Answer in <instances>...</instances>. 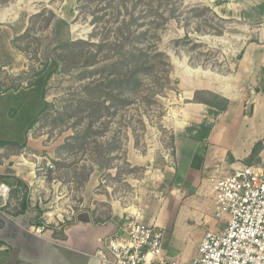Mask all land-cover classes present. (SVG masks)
I'll return each mask as SVG.
<instances>
[{
	"label": "rangeland",
	"instance_id": "1",
	"mask_svg": "<svg viewBox=\"0 0 264 264\" xmlns=\"http://www.w3.org/2000/svg\"><path fill=\"white\" fill-rule=\"evenodd\" d=\"M214 1L0 0V90L27 87L47 61L58 64L46 83L48 105L28 132L44 148L25 156L36 161L42 181L33 196L49 223L81 208L143 223L164 217L173 138L193 128L194 92L215 83L220 93L219 76L240 100L246 85L233 84L232 76L244 45L264 27L243 19L236 0ZM160 15L170 18L149 30ZM150 44L171 63L169 86L158 89L148 78L144 90L130 93L109 83L126 71L125 51ZM198 98L223 102L207 93Z\"/></svg>",
	"mask_w": 264,
	"mask_h": 264
},
{
	"label": "crops",
	"instance_id": "2",
	"mask_svg": "<svg viewBox=\"0 0 264 264\" xmlns=\"http://www.w3.org/2000/svg\"><path fill=\"white\" fill-rule=\"evenodd\" d=\"M235 4L240 5L237 10L243 19L264 24L263 2L249 6L236 0ZM255 40L244 45L232 76L233 84L246 85L243 97L238 100L218 76L220 93L212 89L215 83L203 89L227 99L226 109L214 113L215 108L190 102L193 128L186 126L173 138L169 191L160 200L164 217L146 222L163 228L162 258L166 262L191 264L203 235L218 228L207 195L210 176L241 164L264 166V140L258 155L246 162L254 144L264 137V27L257 29ZM44 100L33 86L0 90V184L10 187L8 202L1 205L0 199V264H100L99 250L104 248L99 238L121 233L128 216L112 213L101 217L92 208H81L65 220L50 222L40 234L31 231V226L44 219L41 200L33 196V186L42 180L36 178L37 184L29 187L27 179H33L36 161L25 156L28 149L40 152L39 147H44L29 136L32 127L26 128L41 114ZM200 111L197 118L195 113ZM201 124L210 129L204 132ZM35 156L37 162L44 158Z\"/></svg>",
	"mask_w": 264,
	"mask_h": 264
},
{
	"label": "built area",
	"instance_id": "3",
	"mask_svg": "<svg viewBox=\"0 0 264 264\" xmlns=\"http://www.w3.org/2000/svg\"><path fill=\"white\" fill-rule=\"evenodd\" d=\"M46 165L53 168L49 161ZM32 173L29 187L37 184ZM9 195L10 187L1 183V205ZM207 195L218 228L203 235L191 264H264V167L241 164L214 174L208 178ZM48 224L44 218L31 231L40 234ZM120 228L121 233L99 238L104 248L100 264H178L162 258V227L125 217Z\"/></svg>",
	"mask_w": 264,
	"mask_h": 264
},
{
	"label": "trees",
	"instance_id": "4",
	"mask_svg": "<svg viewBox=\"0 0 264 264\" xmlns=\"http://www.w3.org/2000/svg\"><path fill=\"white\" fill-rule=\"evenodd\" d=\"M225 2V0H215V5H222ZM152 8V6L148 5ZM170 10V9H169ZM171 13L173 9L170 10ZM170 17H164V16H157V18H154L152 20V25L149 30H156L160 29L161 26H164L165 23L169 20ZM158 19V20H156ZM146 32V31H145ZM146 34V33H144ZM184 40H189L190 36L188 32H186L183 36ZM255 41V40H254ZM122 63L120 64L122 67L126 69L124 74H122L121 78L118 79H112L109 81V83H114L116 86H121L125 91L127 92H139L144 90V85L146 79H152V83L155 87L165 88L166 86H169V83L171 81L170 78V72H171V63L169 62V59L167 55L160 51L156 44H150L147 47L138 48L136 46H132V48L128 49L124 52V56L122 58ZM119 61H114L111 64L112 68H115L116 66H119ZM58 64L55 60L47 61L41 70H39L35 74V80L32 84L28 86L36 87L40 90V95L44 98L45 97V89H46V83L49 80V78L52 76L53 73L57 70ZM159 69V70H158ZM174 83L178 84V80H173ZM27 86V87H28ZM256 91H259L258 88H255ZM199 93H207L213 96L215 99H221L223 102H214L207 99L198 98ZM194 102H201L209 107L215 108L216 110L214 113L221 112L226 109L227 107V99L213 93L209 90H196L194 92L193 97ZM124 102H128V100H124ZM48 105V102L44 100V108L42 109V112L46 109ZM41 112V113H42ZM37 117H35L27 126L26 131L30 129L35 122L37 121ZM200 129L206 132L210 128H207L204 126V124L200 125ZM263 140L264 137L260 140H258L251 151L250 156L246 160V162H251L259 153V151L263 147ZM26 144H23L22 147H25Z\"/></svg>",
	"mask_w": 264,
	"mask_h": 264
},
{
	"label": "bare ground",
	"instance_id": "5",
	"mask_svg": "<svg viewBox=\"0 0 264 264\" xmlns=\"http://www.w3.org/2000/svg\"><path fill=\"white\" fill-rule=\"evenodd\" d=\"M47 216H50V213H47Z\"/></svg>",
	"mask_w": 264,
	"mask_h": 264
}]
</instances>
